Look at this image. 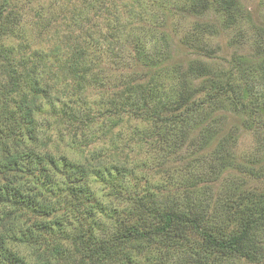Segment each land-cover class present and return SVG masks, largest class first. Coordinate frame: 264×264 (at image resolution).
Returning <instances> with one entry per match:
<instances>
[{"label":"trees","instance_id":"1","mask_svg":"<svg viewBox=\"0 0 264 264\" xmlns=\"http://www.w3.org/2000/svg\"><path fill=\"white\" fill-rule=\"evenodd\" d=\"M57 1L41 31L66 36L41 49L25 36L22 3L0 0V264H264V25L244 52L254 23L241 0H159L158 19L126 11L125 23L121 0ZM97 15L104 28L89 25ZM171 18L187 30L179 35ZM221 33L234 50L214 70L203 59ZM42 67L74 98L50 97L36 79ZM58 133L75 159L47 149ZM245 136L253 142L240 151ZM153 151L151 164L134 165L147 175L102 163ZM160 172L166 183L147 178Z\"/></svg>","mask_w":264,"mask_h":264},{"label":"rangeland","instance_id":"2","mask_svg":"<svg viewBox=\"0 0 264 264\" xmlns=\"http://www.w3.org/2000/svg\"><path fill=\"white\" fill-rule=\"evenodd\" d=\"M55 0H19V2L22 3L24 6V20H23V27L25 29V36L27 39L31 40L36 44V48L41 49H47L51 46L60 45L63 42V36H66V34L63 32V30L59 29L60 33H55V30H49V32H46L45 34L42 33L41 27L44 25V20L46 18V12H44L45 8H48V5L52 3ZM65 0L57 1V3L62 4ZM159 0H121L120 3L122 4V11H124V15L122 16L121 23H125L127 21V15L126 11H131L134 13H138L141 10H145L146 13L149 15V17L152 15L154 19H158L161 16V13L157 11L155 8L157 7V2ZM168 1V7L171 8V2L173 0H161V2ZM259 0H241V5L244 8L252 20V23L250 25L245 26L244 35L240 39L241 42L245 43L244 48L242 51L249 52L250 51V43L253 34L255 33V30H253L256 26H263L264 25V8L259 4ZM54 3V2H53ZM159 3V2H158ZM91 6V5H90ZM111 6V4H110ZM60 5L56 4L52 10L57 12L60 9ZM110 8H113L111 6ZM94 9H98V7H94ZM94 9L88 8L84 10L83 17L84 18H91L95 12ZM117 10V11H116ZM151 10V13L150 11ZM36 11V16H35ZM119 7L115 9L113 12L114 14L118 15ZM26 14V15H25ZM26 16V17H25ZM97 20L93 23H90V26H94L98 24L99 26L104 28L105 25V18L100 17L97 15ZM153 19V20H154ZM210 21L214 20V17L206 18ZM183 19L178 21L177 18H171L169 25L173 26V30H176L179 35L184 33V30H187L188 23L182 22ZM59 22V21H58ZM85 23V22H84ZM181 23V24H180ZM95 32L98 31L97 28H93ZM169 30H172L169 29ZM97 35V34H96ZM150 43H147V45H152V40L156 38L155 35H149L147 36ZM154 37V38H153ZM227 37L228 34L221 33L220 36L211 38V42L209 46L215 51V54L209 58V59H203L207 64H209L214 70H220L226 65L225 58L227 55L233 51L234 49H229L226 47L227 43ZM17 42V41H16ZM149 45V46H150ZM35 48L34 46L32 49ZM65 53V52H63ZM94 95V94H92ZM94 98L98 100V94L94 95ZM93 100V98L91 99ZM253 142V139H251L250 136H245L240 138L237 142V149L240 151H247L248 147H250V144ZM47 144V149L50 148L52 151H59L65 155H69L70 158L75 159L78 156V151L71 146L72 143L70 140H67L63 135L60 133L52 135L50 141L45 142ZM99 142H96L97 144ZM68 153V154H67Z\"/></svg>","mask_w":264,"mask_h":264},{"label":"clouds","instance_id":"3","mask_svg":"<svg viewBox=\"0 0 264 264\" xmlns=\"http://www.w3.org/2000/svg\"><path fill=\"white\" fill-rule=\"evenodd\" d=\"M36 79L39 81V86L41 88L47 87L49 91V96L53 98H58L61 101H64L65 103H68L70 99H73V93L72 91L65 86V84L61 83L58 78L55 76H52L46 69L43 67L39 70V74L37 75ZM26 95L31 98L30 93L26 92ZM39 104H42L45 108V112H48V105L45 102V98L42 96L36 97V101ZM56 108L59 109L60 105L56 104ZM36 119L41 120V119H48L51 122L55 123L56 117H53L51 115H36ZM107 117L101 118L100 120L96 121L93 125H90V128H97L100 127L101 125L107 124L108 123ZM124 128L123 124L117 125L115 128L111 130L108 136L102 138L99 143H97L96 147H99L101 145H107L108 140L111 138V136L115 135L116 132L121 131ZM133 148H138L139 146L137 145H132ZM126 156V159L124 158H119L118 156L111 157L108 160L102 161V163H116V164H121V165H126L128 168H132L136 175H147L143 171H140L138 169L134 168V165L139 164L140 162L144 163H149L151 164L153 161V157L155 155V152H149L146 155L141 153L140 155H129L127 152L124 154ZM82 162V161H81ZM91 166H98V165H91ZM151 182L153 183H166L167 177L164 176L163 172H160L159 174L153 173L152 175L147 177ZM62 179V178H58ZM125 186L129 189V191H134L133 186L131 182L128 180L127 177L124 178ZM107 191V189H105ZM176 196H180L181 193H175ZM106 205H111L112 207H117L121 209H130L132 207V204L130 202H125L121 203L118 201H113L112 199L105 200L103 201ZM98 219H100L104 224L110 226V227H115L110 220H106L104 217L98 215ZM73 225H75V221H73Z\"/></svg>","mask_w":264,"mask_h":264}]
</instances>
